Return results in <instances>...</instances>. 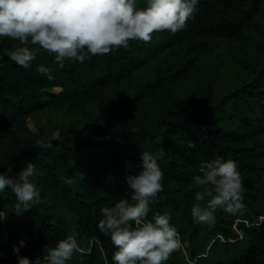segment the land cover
Masks as SVG:
<instances>
[{
    "label": "trees",
    "instance_id": "1",
    "mask_svg": "<svg viewBox=\"0 0 264 264\" xmlns=\"http://www.w3.org/2000/svg\"><path fill=\"white\" fill-rule=\"evenodd\" d=\"M198 8L175 33L156 30L63 68L43 48L24 68L7 55L14 41L0 38V171L10 166L15 177L33 161L41 192L22 215L10 186L0 192V264H17L21 237L34 264L73 228L80 248L67 264H113L99 209L131 198L125 177L143 149L165 173L149 217L170 212L182 242L163 264H264V0H200ZM216 156L237 162L245 210L217 207L214 223H196L191 177Z\"/></svg>",
    "mask_w": 264,
    "mask_h": 264
},
{
    "label": "clouds",
    "instance_id": "2",
    "mask_svg": "<svg viewBox=\"0 0 264 264\" xmlns=\"http://www.w3.org/2000/svg\"><path fill=\"white\" fill-rule=\"evenodd\" d=\"M199 3L146 0L140 7L138 0H0V38L14 41L7 55L24 68L30 67L41 48L53 56L56 67L63 68L66 61L84 62L121 46L127 48L130 40L148 41L156 30L175 33L199 11ZM36 67L48 79L54 78L51 67L43 63ZM37 143L49 146L43 141ZM126 167H133L132 162L126 161ZM34 169L35 164L28 160L15 177L6 174L12 171L10 166L0 171V192L10 186L17 215L40 200ZM135 169L125 177L131 198L122 196L111 205L101 206L97 227L116 246L111 256L113 264H163L182 247L170 212H153L149 217L152 201L163 190L165 173L146 149L139 153ZM191 181L197 201L191 207L194 222L214 223L217 207L234 215L244 212L243 177L234 159L216 156L203 161ZM4 219L6 214L0 210V220ZM68 220L75 223L71 215ZM77 235L73 228L51 246L45 245L43 259L35 257L34 264H67L80 248ZM25 244L26 239L21 237L12 246L17 264H33L32 258L20 252Z\"/></svg>",
    "mask_w": 264,
    "mask_h": 264
},
{
    "label": "rangeland",
    "instance_id": "3",
    "mask_svg": "<svg viewBox=\"0 0 264 264\" xmlns=\"http://www.w3.org/2000/svg\"><path fill=\"white\" fill-rule=\"evenodd\" d=\"M60 91V89H56L55 90V92H59ZM29 127L32 129V130H34V131H36V128H35V126H34V123L31 121V120H29ZM58 131L57 132H55V137L57 138L58 137Z\"/></svg>",
    "mask_w": 264,
    "mask_h": 264
}]
</instances>
